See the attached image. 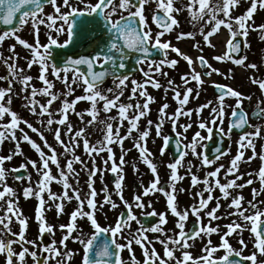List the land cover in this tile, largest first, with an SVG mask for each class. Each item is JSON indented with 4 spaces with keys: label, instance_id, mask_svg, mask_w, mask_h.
<instances>
[{
    "label": "snow or ice",
    "instance_id": "obj_1",
    "mask_svg": "<svg viewBox=\"0 0 264 264\" xmlns=\"http://www.w3.org/2000/svg\"><path fill=\"white\" fill-rule=\"evenodd\" d=\"M245 3L249 5L246 10L235 14ZM49 8L51 11L47 10ZM258 9L264 10V0H0V23L7 26L0 31V49L7 40L16 41L9 45L7 56L0 51V64L7 70V75H0V81L6 85L0 87V145L5 142L14 144L9 154L0 155V211L3 213L0 214V255L4 256V264H28V257L33 264H72L76 252L68 248L69 240L82 247L80 264H264V260H258V256H264V210L261 207L264 200L259 199L264 194V150L260 153L256 151L257 138L264 139V126L250 123V114L245 109V101L252 100L250 94L211 79L214 75L234 79L233 67L222 70L211 61L220 64L228 62L245 70L259 72L260 66L248 62L247 54H241L243 48L251 47L247 40L250 31L264 33V23L255 24L254 16ZM184 12H187V21L194 30L179 31L175 39L178 42L193 40V47L199 53L195 58L171 40L164 39L181 27L178 17ZM14 21H18L15 26ZM26 26L31 29V42L19 34ZM197 28L198 32L195 30ZM222 29L228 33L224 49L221 54L212 56L210 61L203 54L204 49L196 36L202 37L204 45L215 48L211 38ZM260 39L264 40V35ZM81 44L90 50L85 54L75 51ZM18 45L28 55L22 57L16 50ZM58 50L64 52L62 57L56 54ZM171 53H175V56H171ZM20 59L25 60L26 67L20 66ZM181 59L189 69L180 76L183 88L168 78L169 72L164 70L176 69ZM34 66H38V76L35 78L28 74ZM197 67L201 70L198 71ZM137 72L142 79L134 77L133 73ZM158 76L168 78L167 87L160 83ZM34 79L42 86L37 87ZM109 80L111 86L105 87ZM249 80L264 94V73L252 75ZM57 81L64 86L63 89L56 90ZM193 82L197 85L196 98H199L203 86L210 82L217 90L215 101L209 100L195 110L186 109L194 92L190 86ZM16 84L20 86L18 90L14 87ZM148 86L155 89L164 87L165 94L171 91L178 107L169 114V104H162L157 121L154 123L148 119L147 128L141 130L140 121L149 115L150 105L155 102V97L148 92ZM77 88L82 89L83 94L74 95ZM126 92L128 95L125 98ZM38 96L46 97V102H41ZM14 97L24 101L23 107L39 118L41 127H36L12 108ZM227 99H233L234 105L228 104ZM56 102L60 106L54 109ZM80 102H86L89 107L77 111ZM262 105L264 100H258L252 117L264 120ZM205 109L210 110V119L201 118L198 128L206 130L208 135L196 131L190 142L184 143V133L192 128V123L178 124L180 118H190L194 112L199 116ZM114 110L115 115L112 114ZM101 112L105 114L104 119H100ZM71 114H75L84 126H75L70 120ZM229 115L231 118L226 131L223 124ZM86 116L89 117L87 120ZM166 120L171 122L174 131L177 127L182 129L176 131V137L184 139L176 141L178 158L167 164L170 176L165 186L161 184L147 140L154 127L156 136L164 142L160 154H165L170 142L169 136L162 135ZM125 122L127 128L122 134ZM217 123L221 125V135L229 138L234 129L244 130L237 141V153L229 166L218 164L207 171L203 179L192 171L194 165L189 162L185 175H190L191 186L195 188L202 184L204 187L193 193L195 203L181 208L178 195L186 189L178 188L185 178L179 169L184 166L183 161L189 151L203 167L217 165L228 154L217 147L214 157H210L208 145L203 143L212 139L213 126ZM53 125L56 127L53 128ZM89 128L102 133V139L95 144L90 141ZM246 128L253 130L247 131ZM26 129L39 136L43 147ZM45 129L52 133L62 153L49 143ZM62 130L67 140L62 137ZM134 132L138 134L135 137ZM129 138L133 139V147L138 151L140 160L154 177L146 186L141 182L142 191L134 195L132 202L124 195L125 156L131 151L125 150L124 142ZM23 143L35 150L38 160L26 158V162L18 167L6 168V162L24 155ZM81 143L84 154L91 158V167L77 154ZM114 146H118L121 152L118 159ZM201 148L204 150L199 151ZM249 149L252 156L247 157V161L259 158L262 164L258 172L247 173L249 177H256L260 188L253 187L252 199L245 200L242 190L255 182L251 178L240 182L244 176L239 171L240 163ZM105 153L103 167H100L96 156ZM62 159L65 161L63 164ZM75 164H80L81 171L88 176L86 195L79 186V172ZM29 166L39 177L35 182L31 173L26 177L20 174L21 169L27 170ZM52 166H55V174ZM133 168L138 171L135 165ZM108 172L114 175V192L125 211L119 213L114 224L104 226L99 222L98 214L107 215L105 206L112 210L120 207L106 183L100 190L102 199L96 190L97 176L103 182ZM10 175L21 183L25 179L28 181L22 193L25 199H37L34 217L38 224L36 239L27 237L29 218L19 207L17 191L7 182ZM53 182L62 185V192L52 191ZM216 190H219V196L213 195ZM157 192L166 197L167 210L176 218L170 231L166 228L168 212H157L151 200L145 203L146 197ZM73 199L78 206L70 213L69 222L59 225L63 235L57 241L56 227L47 221L46 212L54 207L59 217L65 211V202ZM221 200L229 201L225 216L218 214L222 207ZM212 201H215V207L209 208ZM145 208L151 211L143 212L140 217L134 212V209ZM190 215L195 220L192 228L186 229ZM153 217L158 218V222L150 223ZM225 218L230 222L223 229L220 224L213 223ZM85 219L90 232H85L78 225V221ZM133 222L136 228H133ZM14 223L18 225V231L13 230ZM248 225H251L250 229ZM245 230L252 233L253 251L249 255L243 254L248 247L243 238ZM149 233L153 234L151 238ZM213 234L219 235L218 244L213 242ZM234 234L239 237V249L230 242ZM46 235L51 237L48 243H45ZM197 240L205 242L200 256H194L191 251ZM157 243L162 246V254L155 246ZM134 246L142 250V260L137 258ZM124 251L129 253L127 262L122 256ZM221 251L223 255H217Z\"/></svg>",
    "mask_w": 264,
    "mask_h": 264
},
{
    "label": "rangeland",
    "instance_id": "obj_2",
    "mask_svg": "<svg viewBox=\"0 0 264 264\" xmlns=\"http://www.w3.org/2000/svg\"><path fill=\"white\" fill-rule=\"evenodd\" d=\"M248 6H249L248 3H245L242 7L239 8V10L235 14L243 13ZM153 7H154V5H153ZM47 10L51 11L50 8L47 9ZM148 12H149V17H150L151 10L149 9ZM254 20H255V24L256 25H260V24L264 23V10L258 9L257 13L254 16ZM190 27H191V25H190ZM27 29H28V33H29V34H27V40H29L31 42L32 41V35H31V32H30L31 29L28 26H27ZM188 30L190 31V30H194V29L191 27ZM195 30L198 32V28L195 29ZM179 31H185L186 32L187 30L186 29H181L180 30V28H179L176 31H174L173 33H171L170 35H166L164 39L171 40L174 45L180 47L182 51L192 55L195 58L199 53L193 47L194 41L191 40V39H185V40H181L179 42L176 41L175 36L177 35V33ZM227 35H228L227 30L226 29H222V31L218 35H216V36L211 38L213 44L216 45L215 48H211V47H208L207 45H204L202 37L200 35L196 36V40L201 42V46L204 49L203 54L207 58H209V60L211 61V57L212 56L222 53V51L224 49L225 38L227 37ZM261 35H264V33H261L259 31H250L247 40H248V43L251 45V47L250 48H244V54H247L248 62L257 63L260 66L259 67V72H253L252 70H245V69H243L241 67L234 66V65H232L231 63H228V62L220 64V63H217L216 61H211L214 64V66L219 67L222 70H227L230 67L234 68V79H224L223 77H221L219 75H214L211 79L214 80V81L220 82V83L229 84L232 87L240 90L241 92H243L245 94H250L252 96V100L251 101H245V105L249 108V110H251L253 107L256 106L258 100H264V94L261 93V91L258 88V86L253 85L250 82V80H249V77L252 76V75L260 76V74L264 73V40L260 39ZM4 48H6V47H3L2 49H0V51L4 52ZM6 49L8 50V48H6ZM23 53H24L25 56L28 55L26 50ZM170 55L174 57L175 53H171ZM3 67L4 66L2 64H0V68L3 69ZM164 70L169 72V77L168 78L173 79L177 85H180L181 88H183L182 82L180 80V76L183 73L189 71L188 66H187L185 61H183L181 59L176 69L165 68ZM197 70L199 71L201 69H199V67H197ZM37 71H38V66H34L32 68V70L28 74H30V75L34 74V77H35V76L38 75ZM135 78H137L138 80L142 79V75L140 73H138V74H136ZM157 78L160 80V83L164 87H167V79L168 78L160 77V76H158ZM33 83H35V85L37 87H41L42 86V85L38 84L35 79H34ZM190 86L193 87L194 92H193V95L190 97L189 103L185 106L186 109L195 110V107L198 108L201 104H204V103H206L209 100L215 101V97L216 96L212 92V87L213 86L211 85L210 82L206 83L203 86V89L201 90L199 98L195 97V89L197 88V85L195 84V82H193ZM164 87H162L161 89H155V88H152L151 86H148V92L152 96L155 97V102L150 105V108L152 110L153 108L151 106L153 105V106H155L158 109V108H160V106L162 104L168 103L169 104L168 112H169V114H171L178 107V104L173 99V93L171 91H169V92H167V94H165ZM56 88H57L56 90H61V89L64 88V86H60V88H58V87H56ZM130 88H131V84L129 82V89ZM81 94H83V93H80V92H77V91H76V93H74V95H81ZM127 95H128V92L125 93V98L127 97ZM37 98L39 100H41V102H46V99H47L46 97H40V96H38ZM72 98H74V97H69V99H72ZM23 103H24L23 100H22L21 104L19 102L13 101L12 102V108L14 110H16L23 118L28 119L29 121H31L36 127H41V125L38 123L39 118L36 117V116L31 115L23 107ZM133 103H135V101H133ZM227 103L234 105V100L233 99H227ZM59 106H60L59 102H56L53 105L54 109L58 108ZM262 106H264V105H262ZM87 107H89V105L86 102H80L77 105V111H81V110H83V109H85ZM112 114L115 115V110L113 111ZM192 116H194V114ZM88 118L89 117H87V116L85 117L86 120ZM104 118H105V114L103 112H101L100 119H104ZM183 118H184L183 121H185V124L186 123H191L190 119H187V117H183ZM195 118H199V120L201 118L204 119V120H209L210 119V110L209 109H205L202 113L199 114V116L196 115ZM227 118L225 119V121H227ZM70 120L77 127L84 126L79 121L78 117L75 114H71L70 115ZM225 121H224L223 127L227 131V125H225ZM257 124L264 126V120L259 121ZM215 126L217 128L221 127V125H219V123H217V125H215ZM22 127H23V125H22ZM55 127H56V125H53V128H55ZM99 127H103V125H100ZM126 128H127V122H125V128L121 129V133L122 134H124V132H126ZM140 128H141V130H144L145 128H147V121L146 120H141L140 121ZM26 130L29 131V135L32 136V138L35 139L38 143H41V146L43 147V143L40 140L39 136L36 133H32L28 129H26ZM45 133L47 135V139H48L49 143L53 144V146L57 148V151L62 153L63 150L54 141L52 133L47 131V129H45ZM88 133H89L90 141H92L95 137H99V138L101 137V139H102V133L97 131V130H95V129H93V128H89L88 129ZM204 133H206V130H204ZM18 135H19V133H18ZM137 135H138L137 133H135V132L133 133L134 137L137 136ZM154 135H155V131H154V128H152L150 136H149V138L147 140V147L148 148L152 147V144H153L152 141L154 140ZM62 137L64 139H66V140L68 139L66 136H63V130H62ZM238 140H239V137L232 138V142H230L228 148H230V149L235 148V147L238 148V144H237ZM257 141H258V144H260V142H263L264 139L257 138ZM28 145L29 144H27V143H23L22 144V149H23L24 155L15 156L12 161L6 162L5 167L8 168V169H11L13 167H18L21 163L26 162V158H30V159H33V160H38V154L35 152L34 149L30 148ZM131 145H133V139L132 138H129L128 140H126L124 142V148L125 149H131L132 148ZM158 146H160V141H159ZM13 149H14V144L12 142H5L3 145H0V155H7ZM78 149L81 150V147L78 148ZM32 150H34V151H32ZM134 150H136V149L134 148ZM44 151L47 152V149L44 148ZM81 151H77V154L82 156L81 158L88 164V167H91V162H90L91 158L88 157L86 154H84L83 151L82 152ZM114 151H115L117 159H118V157L121 155V152H119L120 151L119 147L118 146H114ZM248 151L249 150L245 151L247 154L245 153V158L240 163L239 169L245 170V168H243V166H245L246 168H252V167H255V166H260L262 164V161L259 158L256 159V161H255V159H253L250 162L247 161V157L252 156V153L248 152ZM227 153H228V151H227ZM106 155L107 154L105 153V154H102L101 156H96L97 164L100 167H103L102 160L104 158H106ZM129 156L130 155H126L125 156L126 161H128ZM154 156L155 155H153L152 159L154 158ZM229 156H230V153H228L227 155L223 156L218 161L217 165H213V166H218V164H224L226 166L227 162L231 161L232 158L235 155H231L230 157ZM161 157L163 159V157H165V155H163ZM189 159L190 160L194 159L195 162L199 163V159L197 157L193 156V155H191L189 157ZM165 160H166V158H165ZM133 161L135 163L139 162V161L142 162L140 160V157L137 159V154L134 156ZM64 162L65 161L62 159L61 163L63 164ZM163 162L164 161L162 160L161 163H163ZM157 164H159L158 161H157ZM128 165L129 164L126 163L125 166H124L125 178L127 177V179H125V181L129 180V179L136 180L138 178V175L140 177L141 176H146V177L149 176L150 177V175L144 170V168H142V165H141L140 168H138V171L134 170V168H131ZM228 165H229V162H228ZM74 167L79 172V180H80V185L79 186L82 189L83 193L86 195L87 192H88V189H87L88 176H87L86 172L81 171V165L80 164H76V165H74ZM52 168H53V173L55 174L56 173L55 166H52ZM27 172L31 173L33 182H35V181H37L39 179L36 171L34 169H32L31 166H29V168L27 169ZM108 173H105L104 181H107ZM99 180L101 181V179L99 178V175H98L97 178H96V181H95V187L98 186ZM7 182L16 191H18L19 188L22 191V186H28V181L26 179H25V181L23 183H21L19 181L16 182V180L14 178H12V175L9 176V179H8ZM72 182H73V184H75V178L72 179ZM53 186H55V189H53L52 191L59 192V193L62 191V185H61V188L57 189L58 185H55L54 182H53L52 185H51V188H53ZM0 190H2V188H0ZM45 196H46L45 199L47 200V194H45ZM34 202H35V204L37 202V199L34 198V197L33 198H29V199H25V198H21V197L19 198V207L22 209L24 215L29 218V230L27 232V237L29 239H36L37 236H38V228H37L36 222L34 221V213H31V208L34 207ZM0 214H3L2 211H0ZM12 227H13L14 231H18V225H16L14 223L12 225ZM17 250H19V249L17 248ZM27 260H28V264H31V261H32L31 258L28 257ZM0 264H4V256L3 255H0Z\"/></svg>",
    "mask_w": 264,
    "mask_h": 264
},
{
    "label": "flooded vegetation",
    "instance_id": "obj_3",
    "mask_svg": "<svg viewBox=\"0 0 264 264\" xmlns=\"http://www.w3.org/2000/svg\"><path fill=\"white\" fill-rule=\"evenodd\" d=\"M182 16L183 15H179V17H178V19H180V21H181V24H188V21L186 19H183ZM19 34L22 36V38L27 39V34H29L28 33L27 26ZM41 38H42V41H43V39H44L43 35H42ZM64 38H66V37H61V39H64ZM14 43H16V41L13 40V39L7 40L4 43L3 47L8 48L9 45L14 44ZM6 48H4V54H5V56L8 55V52H7V49ZM78 49H79V52L81 54H85L86 53V49H85L84 45H82V44L79 45L78 46ZM16 50H17V52L20 53V55L22 57L25 56L24 53H23L25 51V49L22 46H19L18 45ZM19 64L22 67H26L25 60L24 59H20L19 60ZM37 74H38V71H37ZM0 75H7V70H6L5 67H3V69L0 68ZM32 76L34 77V75H32ZM49 78L51 79V77H49ZM37 82H39V81H37ZM4 86H6L5 85V82L4 81H0V87H4ZM60 86H63V85H61V83L57 81L56 82V87H60ZM109 86H111V81L110 80L107 81L106 84H105V87H109ZM14 87H15L16 90H18L20 86H19V84H16ZM76 91L82 93V89H80V88H77ZM13 101L19 102L21 104L22 99L19 98V97H14L13 98ZM151 107L153 109L150 111L147 120L148 119H151L155 123L157 121V119H158V115H159L158 110H159V108L157 109L153 105ZM245 109H246V111L249 112V114L251 113V110H249V108L246 105H245ZM167 112H168V109H167ZM188 119H190V121L192 123V128H190L187 133H184V137H186V139H184V137H180V138L177 137L178 139H184V143H188V142H190L192 135L196 131H201L202 132V135L205 134V136L208 134V133H204V130H201V129L198 128L199 118L190 117ZM183 120H184V118L181 117L180 120H179V122H178V124H181V125L182 124H185V121H183ZM259 121H261V119H253L251 117V115H250V123L251 124H257ZM154 131H155V128H154ZM176 131H182V129L179 128V127H177V129L174 131L173 128H172L171 122L166 120L165 121V124H164V127L162 129V135H167V134L176 135ZM247 131H252V128H247ZM240 135L241 134H232V137L233 138L234 137H240ZM232 137H231V140H232ZM100 139H101V137L100 138L99 137H95L91 141V143L95 144ZM152 143H153L152 144V147H149V150L153 154L159 156V154H160V151L158 149L159 142H156L154 140V141H152ZM198 150L199 151H202V148L201 149H198ZM237 150H238V148L235 147V148H232L231 151H228V152L230 153V156L231 155H236ZM262 150H264V141L263 142H260V144H258V141L256 140V151H257V153H260ZM176 151H177V149H176ZM133 152H134L133 149H131V151H128L127 152V153H131L130 156H129V161L131 163L133 162V157H132V153ZM135 152H137V151L135 150ZM248 152H251L252 153V151L250 149H249ZM164 155H165L166 160H165V158L162 159L161 157H158L157 161H158L159 164H157V161H154V163H156V165H157L158 173H159V175L161 177V184L166 186L167 185V182H168V178L170 176V170L168 169L167 164L168 163H171V162H174L175 159L171 158V152H170V150H166V152H165ZM191 155L192 154L189 151V154L185 157V159L183 161V165L184 166L179 169L180 174L181 175H184L185 178H184L183 181H181L179 183L178 188H184V189H186V191L181 192L178 195V203H179V205H180L181 208L189 207L190 205H192L193 203H195L196 201L193 200V193L201 191L202 188L204 187L202 184L201 185H198L195 188H193L191 186L190 175H185V172H186V169L188 167L189 162H191L194 165L192 171L195 174H197L201 179H203V177L205 176V174H206L207 171H210V170H212V168L216 167V166L203 167L201 165V163H200V160H199V163L195 162L194 159H191L190 160L189 157ZM256 159H258V158H256ZM256 159H255V161H256ZM162 160L164 161L163 163H161ZM228 162H229V165H230V162L231 161H228ZM133 165H135V167L137 169L141 167V165H138V164H129L128 166H130V167L133 168ZM229 165H226V167L229 166ZM260 166H255V167H252V168H246L245 166H243V168H245V170L239 169L240 173L244 174L243 180L240 181L241 183H243L244 181H246L247 179H250V178L255 181L253 185H250L248 187H245L242 190V194L245 197V200H251L252 199V188L253 187H255L257 189L260 188L259 181L256 180V177H254V176L253 177H249L247 175V173H249V172H258ZM142 168H144V170H146L147 172L151 173L150 169L147 166H142ZM221 177H222V182H224L223 181V172L221 173ZM229 178H231V177H229ZM153 179H154V177H153V174H152L150 177H138L136 180H131V179L130 180H126L124 182V195H125V198L127 200H129V202H132L134 195H136L138 192H141L142 191L141 182H142L143 185L146 186ZM105 183L107 184L109 191L113 192V199L116 200L117 203L120 205V207H118L115 210H112L109 206H105L104 211L107 213L106 216L103 215V214H98V220H99V222L102 225L107 226L108 224H114V222L117 219L119 213L122 212V211H125V209H124V206H123L122 202H120L119 201V198L115 195L113 181H103L102 182V181L99 180L98 186L96 187V190H97L98 193H100V199H102V196H103V193H101L100 190H101V188L103 187V185ZM58 188H61V186H58L57 189ZM237 191H241V190H237ZM57 193H59V192H57ZM213 195L214 196H219L220 195L219 190H216V192H214ZM45 198H46V196H45ZM259 199L260 200H264V194H262L259 197ZM149 200L152 201L153 207H155V209L157 210V212H168V210H167V204H166V197H164L163 194L157 192L154 195H149L148 197L145 198V203H147V201H149ZM228 203H229V201L221 200L222 207L219 210V213H218L219 215L225 216V214L228 211V207H227ZM77 206H78L77 205V202L73 199L71 202H65V211H64L63 214L59 215V217L57 216V213H56V210H55L54 207L51 210H48L47 211V212H50L51 211V216L50 217L47 216V212H46L47 221L50 224L55 225V227H56L55 238L57 239V241H59V239L63 235V232L61 231L59 225H61V224H67L69 222L70 213ZM212 207H215V201L210 202L209 208H212ZM261 207H262V210H264V206H261ZM145 211H151V209L150 208L134 209V212H135V214L138 217H140L141 214L143 212H145ZM175 219L176 218L173 217L170 212H168V220H169V223L166 225V228L169 231L174 228ZM231 219H236V217H232ZM194 220H195V217H192L190 215V217H189V219H188V221L186 223V229H191L192 228L193 223H194ZM204 220H205V223H207V217H205ZM156 222H158V218H156V217H153L151 219V221H150V223H156ZM229 222H230V219L225 218V219H221L219 221H214L213 223L214 224H216V223L220 224L221 227H222V229H223V226L226 225V224H228ZM78 225L80 227H82L85 232H90L91 231V228L88 225V222H87L86 219L85 220L78 221ZM136 227L137 226H136L135 222H133V228H136ZM250 227H251V225H248V228L249 229H250ZM224 230H226V229H224ZM152 235L153 234L149 233L150 238L152 237ZM243 238L248 243V247L244 250V253L243 254L244 255H249L253 251L252 233L249 230H245L244 233H243ZM50 240H51V237H49V236L46 235V237H45V243L50 242ZM212 240H213V242L215 244H218L219 243V235L213 234ZM230 242L232 243V245L234 247H236L237 249H239L240 245H239V237L238 236H236L234 234L230 238ZM204 243L205 242H201L199 240H197L195 242V244L191 248V251H192V253H193L194 256H200V255L203 254L201 250L204 247ZM155 246H156L157 250L160 251L161 254H162L163 253L162 246L159 245L158 243ZM68 248L69 249H72V250H75V252H76V255L73 257L72 264H80L81 255H82V247H81V245L78 244V243H76V242H74V241H72V240H69L68 241ZM134 251H135V254H136L137 258L140 259V260H142L143 259V256H142V250L140 249V247L139 246H134ZM177 255H179V252H177ZM217 255H223V252L221 251ZM122 256H123L124 260L127 262L128 259H129V253L127 251H124L122 253ZM258 260H264V256H258ZM246 264H250V262H246Z\"/></svg>",
    "mask_w": 264,
    "mask_h": 264
},
{
    "label": "water",
    "instance_id": "obj_4",
    "mask_svg": "<svg viewBox=\"0 0 264 264\" xmlns=\"http://www.w3.org/2000/svg\"><path fill=\"white\" fill-rule=\"evenodd\" d=\"M18 23V21H15V24ZM7 26H4L2 23H0V29H5ZM61 53V52H59ZM217 91V90H216ZM236 131H241L239 129H234ZM216 140L215 141H209L207 143L208 148H207V153L210 157H214L215 155V148L220 147L223 151L225 150L226 146H227V140L226 138H224L221 135L215 134L214 135ZM21 175H26V171L24 169H21L20 171Z\"/></svg>",
    "mask_w": 264,
    "mask_h": 264
}]
</instances>
